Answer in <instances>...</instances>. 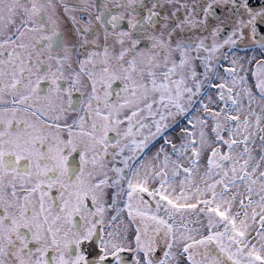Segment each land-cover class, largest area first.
<instances>
[{
    "label": "snow or ice",
    "instance_id": "6c2138e0",
    "mask_svg": "<svg viewBox=\"0 0 264 264\" xmlns=\"http://www.w3.org/2000/svg\"><path fill=\"white\" fill-rule=\"evenodd\" d=\"M261 28L264 0H0V264H264Z\"/></svg>",
    "mask_w": 264,
    "mask_h": 264
},
{
    "label": "flooded vegetation",
    "instance_id": "af4514ba",
    "mask_svg": "<svg viewBox=\"0 0 264 264\" xmlns=\"http://www.w3.org/2000/svg\"><path fill=\"white\" fill-rule=\"evenodd\" d=\"M67 2L69 3V5H71L73 3V0H67ZM146 2H149V0H146ZM252 3H253V6L258 7L259 6V3H260V0H252ZM217 14L218 15H222L223 13L220 10H217ZM77 15L79 16L80 14L77 13ZM119 29L120 30H127V23H126V21L120 23ZM258 34L259 35H264V28H261L260 29V32ZM241 54H243V53H241Z\"/></svg>",
    "mask_w": 264,
    "mask_h": 264
},
{
    "label": "rangeland",
    "instance_id": "374dc122",
    "mask_svg": "<svg viewBox=\"0 0 264 264\" xmlns=\"http://www.w3.org/2000/svg\"><path fill=\"white\" fill-rule=\"evenodd\" d=\"M157 146H158V145H157ZM154 150H155V149H154ZM154 150H153V151H154Z\"/></svg>",
    "mask_w": 264,
    "mask_h": 264
}]
</instances>
